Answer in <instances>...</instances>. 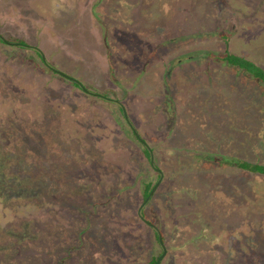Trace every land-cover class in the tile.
<instances>
[{"label":"rangeland","instance_id":"374dc122","mask_svg":"<svg viewBox=\"0 0 264 264\" xmlns=\"http://www.w3.org/2000/svg\"><path fill=\"white\" fill-rule=\"evenodd\" d=\"M0 36V264H149L151 226L159 264H264L226 164L264 165V84L210 56L264 69V0H0Z\"/></svg>","mask_w":264,"mask_h":264},{"label":"trees","instance_id":"16d2710c","mask_svg":"<svg viewBox=\"0 0 264 264\" xmlns=\"http://www.w3.org/2000/svg\"><path fill=\"white\" fill-rule=\"evenodd\" d=\"M0 43L6 44L3 41H1V39H0ZM15 46H22V45L20 44V45H15ZM37 55H38L39 59L43 62L41 56L38 53H37ZM210 56H211V58H214L216 60L225 62V63L229 64L230 66L236 67L239 70H243V71L247 72L250 76H252L253 78H255V79L259 80V81H261L264 84V69H262L260 66H257L253 62H251V61H249L247 59L241 58V57H237V56L231 55L228 52H226L223 56H220V57H215V56H212V55H210ZM51 72H53V71L51 70ZM72 84L75 87H77L76 84H74V83H72ZM121 114H122V112H121ZM122 116H123V114H122ZM123 118H124V116H123ZM132 134H133V132H132ZM133 137L135 138L136 141L139 142V140L134 136V134H133ZM143 154H144L146 160L149 163V151L147 150V148L144 145H143ZM226 164L234 165L237 168H239L241 170H244V171L253 172V173H256V174H259V175H264V165H258V164L249 163V162H245V161H235V162L233 161V162H227ZM152 186H153V184L150 183V182L143 183V189H142V197H143V199H145V197L149 193V191L152 188ZM153 196H154V193L150 197V199ZM150 199H149V201H150ZM143 212H144V208L141 209L140 215L145 217ZM154 236H155V240L157 242V236H156L155 232H154ZM157 244H158V242H157ZM158 256L152 257V259L150 260L149 264H155V261L158 258Z\"/></svg>","mask_w":264,"mask_h":264},{"label":"water","instance_id":"95a60500","mask_svg":"<svg viewBox=\"0 0 264 264\" xmlns=\"http://www.w3.org/2000/svg\"><path fill=\"white\" fill-rule=\"evenodd\" d=\"M0 39L1 41H3L4 43L8 44V45H11V46H14V45H20L19 43H14V42H10V41H6L4 38H2L0 36ZM42 60H43V57H41ZM54 73L60 75L61 77L71 81L72 83L76 84L77 86H80V83L68 76H66L65 74L59 72V71H55V70H52ZM82 89V88H81ZM122 110V114L124 116L125 119H127L126 117V114H125V111L123 108H121ZM132 129V132L134 134V136L139 140V142L144 145L147 150L149 151V163L152 165L153 164V159H152V154H151V151L149 149V147L142 141V139L139 137V135L136 133V131ZM155 171L158 173V179L157 181L155 182V184L152 186V188L150 189L149 193L147 194V196L145 197V199L143 200L142 204L139 206L138 210H137V214L139 216V218L144 222L146 223L147 225H151L143 216L140 215V211L142 209V207L149 201L150 197L153 195V193L155 192L156 188L158 187V185L160 184L161 180H162V173L158 170V169H155ZM155 233H156V236H157V242L161 248V254L158 256V258L156 259L155 261V264H159L160 263V260L163 258V256L165 255L166 253V250H165V247H164V244H163V239H162V235L160 233V231L158 229H156L155 227L151 226Z\"/></svg>","mask_w":264,"mask_h":264}]
</instances>
